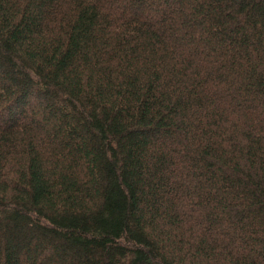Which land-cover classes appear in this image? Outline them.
Masks as SVG:
<instances>
[{
    "label": "trees",
    "instance_id": "obj_1",
    "mask_svg": "<svg viewBox=\"0 0 264 264\" xmlns=\"http://www.w3.org/2000/svg\"><path fill=\"white\" fill-rule=\"evenodd\" d=\"M0 264H264V0H0Z\"/></svg>",
    "mask_w": 264,
    "mask_h": 264
}]
</instances>
